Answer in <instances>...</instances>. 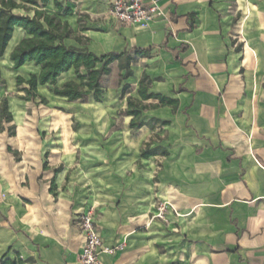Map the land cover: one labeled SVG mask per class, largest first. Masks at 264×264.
Segmentation results:
<instances>
[{"label":"crops","instance_id":"obj_1","mask_svg":"<svg viewBox=\"0 0 264 264\" xmlns=\"http://www.w3.org/2000/svg\"><path fill=\"white\" fill-rule=\"evenodd\" d=\"M36 1L14 13L43 10L71 27L66 47L135 61L129 78L112 64L100 102L53 93L81 84L74 69L26 101L17 80L42 69H15L30 36L14 30L0 57L13 118L0 129V264H79L89 209L114 249L100 264H264V0H162L149 26H121L108 0ZM129 100L143 107L137 130Z\"/></svg>","mask_w":264,"mask_h":264},{"label":"trees","instance_id":"obj_2","mask_svg":"<svg viewBox=\"0 0 264 264\" xmlns=\"http://www.w3.org/2000/svg\"><path fill=\"white\" fill-rule=\"evenodd\" d=\"M49 1L42 0V5L46 6ZM27 5L40 7L36 0H21V3H18L17 0H0V57L4 55L14 30L22 28L30 38L24 40L11 56L15 69L20 68L27 62H33L42 69L39 77L33 75L29 81H25L21 77L18 78V87L24 84L28 85V88L21 90L26 93L22 97L23 100L33 101L37 97V87L39 85L55 86L57 79L72 69L75 70L81 84L68 83L62 89L55 88L53 90L55 95L66 97L71 102L82 100L91 92L94 93L95 100L100 102L104 94L102 81L106 76L111 74V66L116 61H123L121 68L126 70L125 78L133 75L131 65L135 61L134 57L126 53H110L98 57L85 49L68 48L64 45V41L74 37L69 24L63 22L58 16L46 14L43 10H34L35 16L33 18L14 13L18 9L31 10L32 8ZM56 6L59 10L63 9L58 3H56ZM70 13L71 11L68 9L64 11L65 15ZM76 39L79 42L82 41L80 38L76 37ZM150 53L151 50H138L136 56H147ZM82 69L87 71V76L82 74ZM149 84V78L144 76L139 89V94L143 100L155 97L153 94H148ZM85 88L88 91H85ZM42 103H46V101L42 100ZM8 109V100L5 98L0 102V129H2V121L6 123L13 121ZM142 109L143 107L139 106V104L129 100L127 114L134 117V120L131 122V127L134 130L142 127V124L139 122ZM11 129L10 135H15V128L12 127ZM150 154L152 152H142V156L144 157ZM4 264H23V262L18 259V261H6Z\"/></svg>","mask_w":264,"mask_h":264},{"label":"built area","instance_id":"obj_3","mask_svg":"<svg viewBox=\"0 0 264 264\" xmlns=\"http://www.w3.org/2000/svg\"><path fill=\"white\" fill-rule=\"evenodd\" d=\"M162 0H108L111 15L121 26H149L165 18ZM166 207L160 206L155 218H164ZM98 215L94 209L82 214L79 227L84 237V248L79 264H100L104 253H113L114 249L104 246L103 238L97 225Z\"/></svg>","mask_w":264,"mask_h":264}]
</instances>
